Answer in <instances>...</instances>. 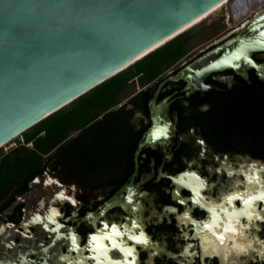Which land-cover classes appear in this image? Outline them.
Instances as JSON below:
<instances>
[{
  "label": "flooded vegetation",
  "instance_id": "obj_1",
  "mask_svg": "<svg viewBox=\"0 0 264 264\" xmlns=\"http://www.w3.org/2000/svg\"><path fill=\"white\" fill-rule=\"evenodd\" d=\"M245 2L236 15L232 0L225 3L208 24L207 34L213 35L206 43L185 49L151 78L138 73L128 79L111 103L96 105L84 113L81 126L66 129L61 142L20 141L0 153V264H127L107 239V257L100 255L90 236L100 235L104 224L131 228L129 219L142 225L150 241L145 246L129 240L139 234L136 229L116 237L121 247L135 248V264H264L257 242L250 253L226 263L218 253H205L196 223L202 226L211 213L191 203L190 188L174 182L196 172L210 186L202 195L221 203L235 181L245 189L240 169L259 168L264 178V50L245 51L254 64L241 58L232 63L238 66L210 71L202 79L175 78L219 45L240 36L247 46L264 31V0ZM194 67L190 75L200 68ZM130 85L135 89L124 94ZM164 125L168 136L153 140L152 131ZM225 164L234 169L231 175ZM129 191L132 205L125 199ZM60 192L76 203L60 198ZM263 207L259 203L258 211ZM185 211L192 219L188 224L180 222ZM37 216L39 221L33 219ZM255 232L264 243V221L256 219L251 236ZM70 234L78 236V247Z\"/></svg>",
  "mask_w": 264,
  "mask_h": 264
},
{
  "label": "water",
  "instance_id": "obj_2",
  "mask_svg": "<svg viewBox=\"0 0 264 264\" xmlns=\"http://www.w3.org/2000/svg\"><path fill=\"white\" fill-rule=\"evenodd\" d=\"M223 1L0 0V148L147 56L160 47L152 49L156 44ZM245 4V0H232V14ZM241 46L242 38L235 37L189 64L175 78L202 79L210 71L231 67ZM195 64L200 68L190 75ZM240 171L246 176L245 189L249 188V176L263 178L256 167ZM240 182L235 181L233 192L245 191L239 190ZM184 183L196 186L194 177ZM210 201L206 209H212V219L202 226L196 223L195 235L207 249L204 252L218 253L226 263L225 257L238 259L250 253L257 242V251L263 255L264 243L256 232L251 236L248 227L256 222V216L249 220L240 215L237 223L233 207L224 203L225 212L216 207L222 202ZM233 204L236 211L244 207L237 208L236 201ZM262 210L258 211L257 205L249 211L263 214ZM213 212L218 219L209 231L204 225L213 222ZM180 220L186 224L192 221L190 211ZM226 227L239 230L225 232ZM240 248L246 251L237 254Z\"/></svg>",
  "mask_w": 264,
  "mask_h": 264
},
{
  "label": "snow or ice",
  "instance_id": "obj_3",
  "mask_svg": "<svg viewBox=\"0 0 264 264\" xmlns=\"http://www.w3.org/2000/svg\"><path fill=\"white\" fill-rule=\"evenodd\" d=\"M251 48L252 51L256 50H264V31H260L257 33V35L252 39V42L245 46L242 45L241 49H239V55H237L235 58L236 59H241L243 58L245 63L248 64H254V61L250 59V56L246 54L245 48ZM233 66H238V65H233ZM169 131H168V126H157L151 133V137L153 140H160L164 139L168 136ZM201 145H203L204 141L199 142ZM203 155V153H201ZM217 171H222L221 169H218ZM228 175H231V173H228ZM182 176H188L190 178L194 177L196 181V186L193 187L191 184H185L183 179H175V183L180 185L181 187H187L190 188L193 195L189 198L191 203L197 206H200L202 208H207V205L212 203L210 200H208L205 196L202 195V190H205L209 188L210 186L206 184L204 180H202L199 176H197L196 172H191V173H183ZM249 188H246L245 191L240 192V191H234L225 195H222L220 197L222 203L217 204V208H221L222 211L226 212V209L223 208V204L226 203L229 206L233 207L234 212L233 214L236 215L237 217V223L238 218L240 215H247L248 219L251 220L253 218V215L256 216L257 219L264 221V214L261 213H253L250 212V209H255L259 203H264V178L261 177H254V176H249ZM48 181H46L47 183ZM60 198L62 199H69L71 200L70 197H65L63 192L58 193ZM139 195H144L143 193H139ZM178 195V193H177ZM128 205L133 204V194L131 191H129V195L125 197ZM203 201V203H202ZM233 201L241 203L244 207L236 211L235 205L233 204ZM181 204H185L186 201L180 200L179 201ZM71 203L75 204V200H71ZM171 211H176L175 209H170ZM53 215H58V213L55 212V209L52 210ZM208 211L212 212V209H208ZM264 212V210H262ZM187 215V211L184 213ZM35 221H39L40 217H34L33 218ZM53 216L50 215L48 216V220H52ZM218 219V214L213 212V222L211 224H205L204 227L207 228L209 231H213L216 220ZM129 223L131 225V228H127L124 225H118L117 223H111L109 224H104L103 229H100V235H91L90 240L93 243L92 247L95 250L100 251V255H103L107 257V245L103 242L104 239H107L108 241L111 242L112 249L117 250L119 253L123 254L125 260H127V264H135V248L134 247H121V243L116 240V237H123L127 232H131L132 229L138 230L139 234L138 235H129L128 239L131 241H135L137 244L140 245H145L147 246L149 244V237L145 234L142 225L140 223H137L135 220L129 219ZM45 228L48 227L47 224L43 225ZM59 227V225H58ZM124 227V231H121V228ZM248 227H251L249 225ZM107 230V231H105ZM239 229L235 227H226L225 232H237ZM55 231V229H53ZM215 234V232H213ZM71 240V243L73 247H78L77 241H78V236L76 234H70L68 237ZM223 239V237H221ZM191 247V246H189ZM207 251V249H205ZM246 251V248H240L237 252H244ZM128 257H132L131 260H128ZM227 259V257H225ZM112 264H121L120 261H114Z\"/></svg>",
  "mask_w": 264,
  "mask_h": 264
},
{
  "label": "trees",
  "instance_id": "obj_4",
  "mask_svg": "<svg viewBox=\"0 0 264 264\" xmlns=\"http://www.w3.org/2000/svg\"><path fill=\"white\" fill-rule=\"evenodd\" d=\"M188 39V32L184 31L122 72L102 82L95 89L93 88L90 92L82 95L70 106H66L42 119L22 134L24 142L46 146H53L61 142L66 135V129L81 126L84 113L96 105L101 104L105 107L111 103L112 97L125 88L128 79L138 73H143L142 79L151 78L161 71L162 65H169L173 59L181 56L186 49ZM18 158L20 157L18 156Z\"/></svg>",
  "mask_w": 264,
  "mask_h": 264
},
{
  "label": "rangeland",
  "instance_id": "obj_5",
  "mask_svg": "<svg viewBox=\"0 0 264 264\" xmlns=\"http://www.w3.org/2000/svg\"><path fill=\"white\" fill-rule=\"evenodd\" d=\"M219 10L215 11L214 13H212L209 16H207L205 19H203L199 23L195 24L194 26H192V27H190V28H188L186 30L188 32V37H189L188 42L186 43V51H191L192 49H195V48H197L199 46H202L213 35V34H207L208 24H209L210 20L213 19V17L219 12ZM184 52H185V49H184L183 53ZM176 59L177 58L173 59L171 61V64ZM166 65H168V64H166ZM163 68L164 67L161 66L160 69L162 70ZM147 78L148 77H146L145 79H147ZM134 89H135L134 86L130 85V86L127 87V90H125L124 94H126L128 91H131V90H134ZM70 104L67 105V106H70ZM22 138H23L22 134L17 136L15 139H13L9 143H7L5 146H3L0 149V153L7 151L12 146H15L16 143H18V142H20L22 140Z\"/></svg>",
  "mask_w": 264,
  "mask_h": 264
},
{
  "label": "bare ground",
  "instance_id": "obj_6",
  "mask_svg": "<svg viewBox=\"0 0 264 264\" xmlns=\"http://www.w3.org/2000/svg\"><path fill=\"white\" fill-rule=\"evenodd\" d=\"M229 0H225L219 4H217L216 6H214L212 9H209V11L205 12L204 14H202L201 16L197 17L196 19H194L193 21H191L190 23H188L187 25H185L184 27H182L181 29H179L177 32H175L173 35H170L169 37H167L166 39L162 40L161 42H159L158 44H156L152 49L161 46L162 44H164L165 42L169 41L170 39L174 38V36H177L178 34H181L182 32L186 31L188 28L194 26L195 24L199 23L200 21H202L203 19H205L207 16L211 15L212 13H214L215 11L219 10L223 5H225V3H227Z\"/></svg>",
  "mask_w": 264,
  "mask_h": 264
},
{
  "label": "built area",
  "instance_id": "obj_7",
  "mask_svg": "<svg viewBox=\"0 0 264 264\" xmlns=\"http://www.w3.org/2000/svg\"><path fill=\"white\" fill-rule=\"evenodd\" d=\"M21 142H24V138H22ZM29 144L31 145L32 143H27V145H29ZM4 146H5V145H4ZM2 147H3V146H2ZM2 147H1V148H2ZM1 148H0V149H1Z\"/></svg>",
  "mask_w": 264,
  "mask_h": 264
}]
</instances>
